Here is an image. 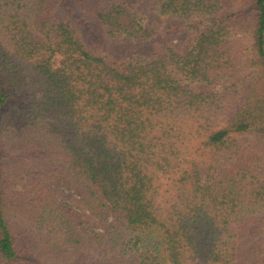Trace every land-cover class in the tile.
I'll list each match as a JSON object with an SVG mask.
<instances>
[{"label":"trees","instance_id":"trees-1","mask_svg":"<svg viewBox=\"0 0 264 264\" xmlns=\"http://www.w3.org/2000/svg\"><path fill=\"white\" fill-rule=\"evenodd\" d=\"M0 264H264V0H0Z\"/></svg>","mask_w":264,"mask_h":264},{"label":"rangeland","instance_id":"rangeland-1","mask_svg":"<svg viewBox=\"0 0 264 264\" xmlns=\"http://www.w3.org/2000/svg\"><path fill=\"white\" fill-rule=\"evenodd\" d=\"M165 24L167 26H172L175 27V25H173L174 22H178V23H182V28H180V30L177 29V31H170L171 32V37H172V41L173 42H178L180 44H187L188 41L191 38V34L190 31H188L187 29H185L184 25H183V21L179 20L177 18H170V17H165Z\"/></svg>","mask_w":264,"mask_h":264}]
</instances>
